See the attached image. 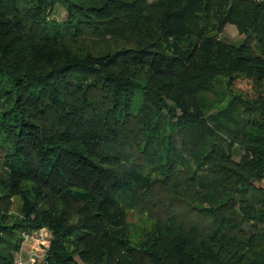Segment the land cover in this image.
Listing matches in <instances>:
<instances>
[{
  "label": "trees",
  "instance_id": "obj_1",
  "mask_svg": "<svg viewBox=\"0 0 264 264\" xmlns=\"http://www.w3.org/2000/svg\"><path fill=\"white\" fill-rule=\"evenodd\" d=\"M244 1L245 42L222 48L190 27L204 0H0V166L9 172L0 187V264H13L24 233L45 227L53 238L43 264H80L77 255L85 264H264V107L236 124L247 151L237 163L236 149L211 133L221 120L202 117L186 98L192 86L264 73L252 44L264 56V0ZM57 5L64 22L47 19ZM155 7L160 31L147 20ZM131 33L137 41L113 54L76 59L57 47ZM186 37L187 49L168 45ZM192 186L212 193L208 208L181 196ZM156 187L204 211L210 233L131 248L120 232L124 206ZM14 195L25 198L19 217L5 206ZM80 204L84 222L69 225Z\"/></svg>",
  "mask_w": 264,
  "mask_h": 264
},
{
  "label": "rangeland",
  "instance_id": "obj_2",
  "mask_svg": "<svg viewBox=\"0 0 264 264\" xmlns=\"http://www.w3.org/2000/svg\"><path fill=\"white\" fill-rule=\"evenodd\" d=\"M148 1L152 4L160 0ZM240 3L239 7V3L236 0H204L201 11L191 20V29L194 31L202 30L205 38L210 43H217L222 48L240 47L245 42V27L241 23V18L244 16L242 11L245 1L242 0ZM162 18L163 14L160 7H155L150 9V16L147 20L152 23L153 27L158 29ZM47 19L64 22L67 19L66 9L61 5H57ZM158 31L160 30L158 29ZM136 37L131 33L128 38L121 40H114L108 37L109 39L106 41L91 36L78 41L60 39L57 47L65 56L84 59V57L89 55L113 54L123 47L131 46L133 42L137 41ZM192 42L193 39L191 37L176 38L171 39L168 45L173 49H187L191 47ZM252 44L256 56L264 58L256 46L258 45L256 39L252 40ZM211 54H213L211 56L212 59H217L219 56V54H214L213 51H211ZM227 60L228 58L225 56L217 60V62L222 66L227 63ZM78 80L85 85L88 83L89 78L79 77ZM192 87L186 94L190 104L189 108L194 109L195 112L204 118L213 115L214 119L218 118L221 120V123L214 126L215 130H211V133L214 131V139L220 142L221 147L228 148L229 145L234 147L236 150H234L232 156L237 163L241 162L243 154H247L246 148L243 146L246 142L244 135L239 132L240 127L236 126V124L240 123L242 125L244 120L259 112L256 109L264 107V73L253 78H244V76L238 74L231 79H225L224 82L215 81L214 84H209L206 87L202 85H199L198 88L196 86ZM245 104H248L252 110L245 109ZM138 107L139 105L136 104L135 108ZM229 113L231 116L224 119V116L227 117ZM221 124L224 125L222 129L219 128ZM211 145L212 143L209 142V147ZM153 178H155V175ZM8 183L9 172L0 166V187ZM31 187L29 183L25 185L26 190L31 189ZM182 192L184 194H181V196L187 198L193 205H197V202L203 204L207 199H212V193L203 192L201 188H193V186L190 189L187 187L186 193ZM141 195L142 198L136 204L128 203L124 206L126 226L120 232L129 239L128 244L131 248H140L147 243H155L160 248H170L174 234L195 238L200 233L202 236L210 233L212 220L207 217V214L202 210L191 208L186 202L176 201L174 190L161 191L156 187L147 194L143 188L141 189ZM28 197L32 199L31 194H28ZM235 199L236 202L239 201L238 198ZM206 203L203 204L204 208H208ZM25 204L24 196L14 195L9 198V203L5 204V206L11 215L19 217L23 214ZM79 208H81V204L72 213L71 220L68 222L69 225L78 226L84 222L85 217L78 213ZM252 224L253 221L243 220L241 229L253 233ZM108 229L112 234H116L117 230ZM41 230L45 233L43 242L27 241V234L38 233ZM27 234H23V241L20 250L14 255L13 264H18L20 261L22 264H43L53 238L52 232L45 227ZM119 251L112 250L111 254L118 256ZM249 255L255 259V256ZM76 257L80 264H85L79 255ZM244 259L242 258V260Z\"/></svg>",
  "mask_w": 264,
  "mask_h": 264
},
{
  "label": "built area",
  "instance_id": "obj_3",
  "mask_svg": "<svg viewBox=\"0 0 264 264\" xmlns=\"http://www.w3.org/2000/svg\"><path fill=\"white\" fill-rule=\"evenodd\" d=\"M27 241H35V242H43L45 240V233L41 230L38 233H31L26 235ZM18 264H22V262H18Z\"/></svg>",
  "mask_w": 264,
  "mask_h": 264
}]
</instances>
